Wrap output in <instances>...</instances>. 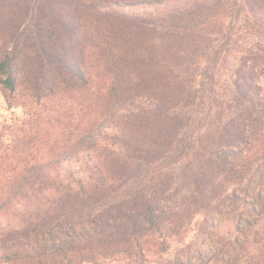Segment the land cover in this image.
<instances>
[{
  "label": "trees",
  "instance_id": "1",
  "mask_svg": "<svg viewBox=\"0 0 264 264\" xmlns=\"http://www.w3.org/2000/svg\"><path fill=\"white\" fill-rule=\"evenodd\" d=\"M0 91V264H264V0H0Z\"/></svg>",
  "mask_w": 264,
  "mask_h": 264
},
{
  "label": "rangeland",
  "instance_id": "2",
  "mask_svg": "<svg viewBox=\"0 0 264 264\" xmlns=\"http://www.w3.org/2000/svg\"><path fill=\"white\" fill-rule=\"evenodd\" d=\"M52 103H44L41 105L42 110H47L51 108ZM24 109L22 107H13L7 108L4 97L0 91V153L6 154V151H9L11 148V131L21 128V122H23L22 113ZM73 109L64 108L61 109L62 113L70 114ZM50 122H53V119L50 118ZM16 123V124H14ZM7 165L0 166V171L7 170Z\"/></svg>",
  "mask_w": 264,
  "mask_h": 264
}]
</instances>
